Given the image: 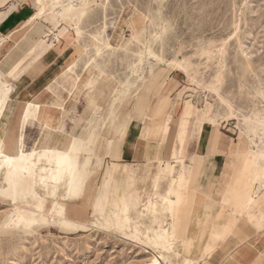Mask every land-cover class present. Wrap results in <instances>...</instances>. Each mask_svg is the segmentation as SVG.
I'll list each match as a JSON object with an SVG mask.
<instances>
[{
	"label": "rangeland",
	"instance_id": "1",
	"mask_svg": "<svg viewBox=\"0 0 264 264\" xmlns=\"http://www.w3.org/2000/svg\"><path fill=\"white\" fill-rule=\"evenodd\" d=\"M50 17L35 19L29 30L58 32L42 45L61 39L74 46L75 71L59 90L85 114L78 139L88 145L92 166L76 198L40 190L43 207L30 199L14 204L0 194V264H198L193 245L183 242L182 223L203 158L217 156L211 173L247 208L257 188L249 163L254 159L264 170V0H62ZM131 114L150 125L149 137L169 126L174 160L128 171L103 166L96 143L114 131L106 148L112 155L128 125L122 120ZM35 137L28 135L27 150ZM166 168L171 177L156 184ZM180 173L188 181L173 216L167 210L158 215L164 228L153 211L143 210ZM82 194L80 205L69 204ZM131 198L130 223L111 227L114 212L128 209ZM56 202L73 222L49 213ZM15 210L22 217L14 224ZM155 229L175 231L174 252L153 238Z\"/></svg>",
	"mask_w": 264,
	"mask_h": 264
},
{
	"label": "crops",
	"instance_id": "2",
	"mask_svg": "<svg viewBox=\"0 0 264 264\" xmlns=\"http://www.w3.org/2000/svg\"><path fill=\"white\" fill-rule=\"evenodd\" d=\"M58 6L50 3L46 15L52 14ZM39 7L38 0H0V148L4 143L11 154L15 153L17 147L26 153L38 149L40 155L48 150L62 153L63 157L77 164L73 180L79 187L78 193L92 166L90 164L89 167L87 160L90 156L88 145L78 139L86 127V120H81L85 114L73 104L75 99L71 100L59 90L61 82L69 81L75 71V66H70L75 58V50L70 41L61 39L59 44L53 43V46L42 45L41 42L51 35L59 36L58 32H53L49 27L35 30L33 27L29 30L35 21L41 19L30 22ZM47 19L52 20L51 17ZM13 71L16 72L15 77L7 78ZM34 104L40 106V112H37ZM187 112L186 109L182 119L183 133V126L190 118ZM123 121L128 125L123 135L116 138L120 143L112 155H106L110 153L106 148L114 138V131L108 139L102 136L100 144L95 145L104 167L112 168L116 165L117 168L113 170L128 171L137 166L174 160V152L168 142L169 126L165 131L160 130V134L149 137L150 125L143 120H135L134 114L130 118L125 117ZM29 134L36 136V143L30 147L32 150L26 149ZM181 149L184 150L183 144ZM216 164V155L204 157L188 192L191 200L182 223L183 242L193 245L198 264H264L263 167H257L258 163H254V159L249 163L257 188L247 208L243 207L244 200L236 201L232 198V191L222 187L217 172L211 173ZM100 166L98 160L95 167ZM171 174V168L164 169L157 174L156 184L171 177ZM187 181L184 173L172 177L168 190L162 195L157 194L156 201L146 203L150 206L148 212L153 211L154 220L163 227L165 222L158 215L167 210L173 216L176 197L183 191ZM83 194L79 199L70 200L69 204L80 205ZM59 195L67 198L63 189L58 192ZM133 204L134 199L131 198L129 210ZM159 204L162 209L158 207ZM83 206L85 210L86 206ZM99 213H102L101 209L95 208L94 214ZM68 220L73 222L69 216ZM168 230L176 241L175 231ZM207 248H213L210 254H205Z\"/></svg>",
	"mask_w": 264,
	"mask_h": 264
},
{
	"label": "bare ground",
	"instance_id": "3",
	"mask_svg": "<svg viewBox=\"0 0 264 264\" xmlns=\"http://www.w3.org/2000/svg\"><path fill=\"white\" fill-rule=\"evenodd\" d=\"M38 2L40 4L38 13L30 22H33L37 18L50 17L52 15L51 13L46 15L47 12H49L50 3H53V5L60 4L62 0H38ZM34 43L35 42H33V44ZM34 108L37 112H40L39 105L34 104ZM1 145L0 194L3 198L10 199L14 204L19 200L24 201L30 199L32 202H37L39 206H42L47 199L46 197H42L39 193L40 190L47 192L51 198H57L61 188L66 192L67 198L71 197L73 193H77L79 187L75 185L76 182L73 180V173L77 164H73L69 159L63 157L62 153H54L52 150H48L44 152L43 155H40L38 149L31 153H26L23 149L17 147L15 153L11 154L4 143ZM262 173L264 174V171H262ZM149 210L150 206L145 204L143 212H148ZM52 212L58 213L61 219L68 220V214L65 212V208L62 204L57 203L54 208L49 211V213ZM14 213H17L16 218L10 220V222L15 224V221L19 222L22 216L16 210ZM99 214H94V216H99ZM43 220L47 221V216H44ZM29 221L31 222L32 219H29ZM130 221V210L129 208H124L114 212L109 224L111 227L123 230ZM93 224L96 225L97 223L93 222ZM159 229L154 230L153 238L158 239V243L164 246L168 251L174 252V239L171 241L167 239L168 236H172V233L169 230H164L162 231L163 234L159 232ZM166 258L167 257L164 256V259Z\"/></svg>",
	"mask_w": 264,
	"mask_h": 264
}]
</instances>
